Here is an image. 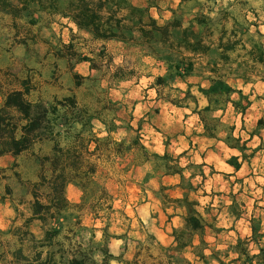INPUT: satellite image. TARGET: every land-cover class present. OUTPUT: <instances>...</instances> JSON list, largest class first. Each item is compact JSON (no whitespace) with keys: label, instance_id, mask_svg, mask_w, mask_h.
Segmentation results:
<instances>
[{"label":"crops","instance_id":"0c3cea01","mask_svg":"<svg viewBox=\"0 0 264 264\" xmlns=\"http://www.w3.org/2000/svg\"><path fill=\"white\" fill-rule=\"evenodd\" d=\"M48 1L0 5V108L13 91L26 92L33 103L67 97L77 92L71 88L75 73L95 75L93 63L107 73L111 59L118 67L137 61L142 69L133 79L117 76L116 120L134 125L150 153H172L179 163L180 171L160 175L150 161L144 165L150 173L128 196L127 235L99 230V241H107L114 256L109 264L137 259L148 235L151 254L169 251L167 264H264V209L253 210L254 203L264 205V180L255 184L252 177L264 170V24L251 30L248 41L235 43L224 32L206 36L205 24L187 20L181 0L157 6L128 0L148 19L140 20L134 38L103 39L79 27L61 0ZM113 10L123 19L125 9L115 4ZM148 23L159 27L151 35ZM58 42L75 48L80 60L56 48ZM110 74L102 76L101 90ZM236 95L245 98L243 109ZM220 96L223 103L217 105ZM103 112L93 122L103 124ZM26 151L0 155V167ZM69 199L80 201L78 192ZM191 203L194 213L186 207ZM26 208L25 200L0 195V230L9 239L0 247V264H68L73 254L64 244L43 241L38 215ZM191 216L200 227L188 224ZM22 217L32 218L29 228L17 226ZM24 230L36 242L20 240Z\"/></svg>","mask_w":264,"mask_h":264},{"label":"rangeland","instance_id":"374dc122","mask_svg":"<svg viewBox=\"0 0 264 264\" xmlns=\"http://www.w3.org/2000/svg\"><path fill=\"white\" fill-rule=\"evenodd\" d=\"M14 1L9 0L8 4ZM77 1L61 0V7L72 11V2ZM89 1L92 2L96 13L100 14L102 21L110 18L113 29L122 37L134 38L141 26L140 20L148 19L144 10L133 7L128 0H107L104 3L106 10L98 7L101 0ZM167 1L153 0L156 6L158 2L164 4ZM181 2L187 4V20L194 17L205 24L206 36L224 32V36L233 42L244 43L253 34L251 30L264 24V0ZM115 4L125 9L122 13L123 22V19L115 17ZM13 10L15 14L21 13V9ZM108 10L111 11L110 15L107 14ZM148 24H151L152 28L145 29L147 34L151 35L152 31L159 28L153 23ZM167 28H162L165 36ZM79 46L83 47L80 44ZM56 48L71 58L79 54L73 47H60L59 42ZM80 58L76 56V59ZM110 64L107 73L111 74L107 89L101 90V78L107 73L102 71L100 64L96 62L93 66L98 70L93 77L86 78L76 73L73 75L71 88H77V92H71L69 96L60 99L38 102L50 111L53 109L39 129L45 137L39 140L47 139V142L35 145L39 141L37 140L20 159H10L7 167H0V195L4 198L10 195L11 198L25 200L28 210L38 208L35 207L36 200L48 205L49 209H40L37 216L41 222L37 226L45 231L43 241L64 244L70 253L79 258L81 253L87 254L90 259L86 264H94L92 258L97 264L103 262L101 250L107 247V241H99V230L104 229L108 235L119 231L123 236L130 230L131 220L127 210L131 212L132 208L129 207L128 196L137 191L135 187L141 185V181L150 173L144 165L150 161L151 167H156L159 175L180 170L174 154L160 158L150 153L140 140L139 130L134 125L128 121L119 123L116 120L117 76L133 79L136 70L139 72L142 65L137 61H130L118 67L112 59L109 60ZM72 65L71 63L70 69ZM222 88L224 89L223 86ZM219 98L216 99L217 105L223 103L224 98ZM237 98L239 108L243 109L245 98ZM99 112L105 114L103 124L93 122ZM20 123L25 124V121ZM100 129L106 132L105 135H98ZM17 134L20 136L21 129ZM257 141L258 139L253 144ZM252 177L255 184L264 180V170L253 172ZM3 180L7 182L4 183ZM75 191L80 197L78 202L69 199L73 198ZM254 194L255 198L259 195L256 188ZM192 205L193 203L186 207L189 212L194 213ZM262 209L264 205L253 204V210ZM22 212L25 214L23 209ZM31 220L30 217H22L19 223L23 222V225L17 226L29 228L33 223ZM23 232L25 234L20 240L24 238L28 242H36L32 235L26 234L27 231ZM151 239V236H146L137 259L129 262L124 260L126 264H167L169 251L159 249L153 250L151 254ZM8 240L5 232L0 230V247L3 248ZM119 258L123 259L122 256Z\"/></svg>","mask_w":264,"mask_h":264},{"label":"trees","instance_id":"16d2710c","mask_svg":"<svg viewBox=\"0 0 264 264\" xmlns=\"http://www.w3.org/2000/svg\"><path fill=\"white\" fill-rule=\"evenodd\" d=\"M31 1L35 0H23L24 7ZM150 2L154 5L153 0H150ZM8 3H10L9 0H0V5L3 8L12 7L13 2H11V4ZM104 3L105 2L101 0L98 7L103 8ZM70 8H72V11H70V13L72 12L71 18L77 22L79 27L91 30L96 37L103 39L121 37V35L113 29L110 18L105 22L102 21L100 14L96 13L92 8V2L89 0L72 2ZM184 37H186V34ZM84 59L87 60L88 58ZM50 112H53V109L50 111L45 106L29 101L26 98V92H10L6 97L5 105L0 108V155H19L23 151L28 150L37 140L45 138L44 134L39 132V129L42 127ZM17 115L18 118H16ZM22 121H25V124H21L20 122ZM19 129H21L20 136L17 134ZM155 155L160 157L157 154ZM166 157L167 154L160 158ZM62 191H65V183L62 186ZM35 207L39 208L34 209L35 215L39 214L40 209H49L48 205H43L39 203L38 200L35 202ZM187 222L193 228H198L201 225L200 221L195 216L189 217ZM101 251L104 255L101 264H109V260L114 256L110 254L108 247L103 248ZM80 256L81 258L74 254L68 264H86L90 259L87 254L81 253ZM92 259L94 261L93 263L97 264L94 258Z\"/></svg>","mask_w":264,"mask_h":264}]
</instances>
